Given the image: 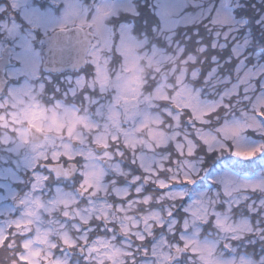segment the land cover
Wrapping results in <instances>:
<instances>
[{"label": "clouds", "instance_id": "clouds-1", "mask_svg": "<svg viewBox=\"0 0 264 264\" xmlns=\"http://www.w3.org/2000/svg\"><path fill=\"white\" fill-rule=\"evenodd\" d=\"M15 3L0 264H264V0H183L167 27L157 0H80L47 37L60 56L22 77L10 53L46 38Z\"/></svg>", "mask_w": 264, "mask_h": 264}, {"label": "snow or ice", "instance_id": "snow-or-ice-1", "mask_svg": "<svg viewBox=\"0 0 264 264\" xmlns=\"http://www.w3.org/2000/svg\"><path fill=\"white\" fill-rule=\"evenodd\" d=\"M183 6H184L183 0H157L158 11H159L161 20L163 21L165 27H167L169 24V13L172 10H179ZM31 12L34 15H37V22L38 23L47 24V23L52 22V20L54 19V17L51 15V13L48 14L47 19L41 20L35 9L31 10ZM27 14H28V10L26 9L25 15H27ZM149 22L151 23V18H149ZM42 43H43V41H42ZM22 47L24 48L23 66L21 69L14 70V72L23 71V72H27L28 74H35V72L37 71L36 54L32 50L31 44L28 42H25L22 45ZM233 131H235V129H233ZM238 154L244 155L245 153H238ZM247 154L250 155L251 153H247ZM236 166H238V165H236ZM7 172L10 175L12 174L11 169H8ZM220 182L225 185V189L227 190L236 181H235V177H233L230 173H228L226 171L222 175V177L220 178ZM190 210L193 212L194 217H196L198 215L197 209L193 208Z\"/></svg>", "mask_w": 264, "mask_h": 264}, {"label": "flooded vegetation", "instance_id": "flooded-vegetation-1", "mask_svg": "<svg viewBox=\"0 0 264 264\" xmlns=\"http://www.w3.org/2000/svg\"><path fill=\"white\" fill-rule=\"evenodd\" d=\"M32 2H34V1L32 0ZM40 6L44 7L42 4H40ZM15 9L28 22V24L31 26L32 31L35 32L37 35H40L41 33H43L45 35H48V34H50L51 32L54 31L51 22L47 23V24L38 23L37 22V16H36L35 17L36 20L33 23V22H31L30 18L28 19V18L24 17L23 16V12H22V0H16ZM42 16H39V17H42ZM44 19H47V16H45L44 18L42 17L41 20H44ZM25 42H28V43L31 44L32 50L36 54V64H37V70H38L42 60H44V57H45V54H44L45 45L42 43V45H43L42 50L41 51H37V47H40V46L39 45H37L36 47L33 46V39H32L31 33L23 34L21 36L20 40H19V43L15 47V49L10 53V59H11V62L13 64V66H14V70L21 69L22 66H23V62H24L23 61L24 48L22 47V45ZM15 74L22 77L23 75H26L28 73L27 72H23V71H16ZM1 168H4V167H0V169ZM11 179L12 178H11V175H10L9 183H11ZM0 180L2 182L5 181L3 176H0ZM4 190H5V188L0 182V193H3ZM8 199H10V197H8ZM4 204H5V199L3 198V196H0V206L1 205L4 206Z\"/></svg>", "mask_w": 264, "mask_h": 264}, {"label": "rangeland", "instance_id": "rangeland-1", "mask_svg": "<svg viewBox=\"0 0 264 264\" xmlns=\"http://www.w3.org/2000/svg\"><path fill=\"white\" fill-rule=\"evenodd\" d=\"M43 1H47V0H43ZM57 2L60 3V5L58 7L55 6H46V7H42L40 6L37 2L36 4H33L31 0H22V12H23V16L26 18H30L31 22L34 23V21L36 20L35 17L37 15H34L31 10L35 9L37 14L39 16H42L43 18L45 16L48 17V14L51 13V15L54 17V19L52 20L51 24L53 29H55V25L57 23L58 20V13L61 12V10H63L66 13H75L78 12L80 7H81V3L80 0H55ZM62 4V5H61ZM55 8H59V9H55ZM26 9L28 10V14L25 15V11ZM42 17H39L40 19H42ZM43 24V23H42ZM108 35L111 36V32H108ZM114 39L116 37H113ZM130 37L128 36L127 33H125L123 31V29L121 30V33L118 34V39L121 40L122 42L129 39ZM8 169L6 168H1L0 169V176L4 177L5 181H1V184L3 186H5L6 182L9 183V178H10V174L7 172ZM4 198V197H3ZM4 206H0V209H2Z\"/></svg>", "mask_w": 264, "mask_h": 264}, {"label": "water", "instance_id": "water-1", "mask_svg": "<svg viewBox=\"0 0 264 264\" xmlns=\"http://www.w3.org/2000/svg\"><path fill=\"white\" fill-rule=\"evenodd\" d=\"M53 4L57 6L58 2L55 1V3ZM47 37H45L46 39L45 41H43L46 45V48H45L46 58L45 59L56 60L60 56L61 51L63 50V45L59 44L55 40V38H53L51 41H48Z\"/></svg>", "mask_w": 264, "mask_h": 264}, {"label": "trees", "instance_id": "trees-1", "mask_svg": "<svg viewBox=\"0 0 264 264\" xmlns=\"http://www.w3.org/2000/svg\"><path fill=\"white\" fill-rule=\"evenodd\" d=\"M253 165H251V164H247V165H244V166H242V171H246V172H250V171H252L253 170Z\"/></svg>", "mask_w": 264, "mask_h": 264}]
</instances>
